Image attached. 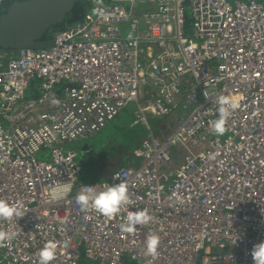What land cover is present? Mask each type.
Segmentation results:
<instances>
[{
  "label": "built area",
  "instance_id": "obj_1",
  "mask_svg": "<svg viewBox=\"0 0 264 264\" xmlns=\"http://www.w3.org/2000/svg\"><path fill=\"white\" fill-rule=\"evenodd\" d=\"M88 1L53 46L0 49V199L25 214L0 220L19 233L0 245V264H39L48 241L58 245L50 264H254L264 242V0ZM220 95L239 103L222 136L211 130ZM130 104L145 139L131 162L85 182L79 150L66 145ZM174 114L175 130L156 137L151 120ZM121 180L131 199L119 214L80 210L84 186ZM64 182L71 192L52 201ZM139 210L151 222L122 232ZM150 233L160 237L156 258L145 255Z\"/></svg>",
  "mask_w": 264,
  "mask_h": 264
},
{
  "label": "clouds",
  "instance_id": "obj_2",
  "mask_svg": "<svg viewBox=\"0 0 264 264\" xmlns=\"http://www.w3.org/2000/svg\"><path fill=\"white\" fill-rule=\"evenodd\" d=\"M102 3V0H97ZM93 14L107 21L109 19L105 11L96 7ZM218 105V119L211 123V130L222 136L226 131V125L232 112L239 107L236 99L220 95L216 99ZM114 179H118L114 177ZM72 185L68 182L57 184L50 189L49 195L52 201L64 199L71 192ZM129 187L126 181H120L117 184H105L103 188L98 189L96 186H84L76 195V203L82 212L94 210L104 217H114L120 213L121 209L130 202ZM25 216L22 207L12 204L4 199H0V220L8 221L10 224L17 223L20 218ZM152 217L147 210L130 211L127 213L125 222L120 225V229L125 233H133L137 226L147 225L151 222ZM19 233L14 230V226L9 229H0V245L11 241ZM160 245V237L158 234L150 233L145 241V255L156 258ZM57 243L48 241L40 249L39 264H50L56 258ZM251 256L254 264H264V242L257 243L251 250Z\"/></svg>",
  "mask_w": 264,
  "mask_h": 264
},
{
  "label": "water",
  "instance_id": "obj_3",
  "mask_svg": "<svg viewBox=\"0 0 264 264\" xmlns=\"http://www.w3.org/2000/svg\"><path fill=\"white\" fill-rule=\"evenodd\" d=\"M76 0H23L10 4L0 17V49H44L54 45L46 34L75 7ZM88 144L83 145V150Z\"/></svg>",
  "mask_w": 264,
  "mask_h": 264
},
{
  "label": "rangeland",
  "instance_id": "obj_4",
  "mask_svg": "<svg viewBox=\"0 0 264 264\" xmlns=\"http://www.w3.org/2000/svg\"><path fill=\"white\" fill-rule=\"evenodd\" d=\"M185 10L186 14L190 15L189 9L186 8ZM135 109V104H130L99 134L89 139H83L79 142H73L71 145L69 143L66 145V148L81 150V146L85 142H89L91 144L93 143L96 146L98 145L97 152H95V154L93 153L94 157H97L98 155L103 158V160L105 159V161L113 163V166L111 165L113 167L111 168L112 170L119 168L123 164L122 156L131 154L133 149L138 145V143H141L140 139L145 133V126L135 124L133 125L131 123L135 116V113L133 116H131L130 120H128V115L132 114ZM115 153L119 155L117 156V159L113 160L112 157L116 155ZM46 154H48V152L43 151L42 153L38 154V158H43L44 156H46ZM126 164H128V162ZM89 177L90 171L87 175L84 176V181L86 182Z\"/></svg>",
  "mask_w": 264,
  "mask_h": 264
},
{
  "label": "trees",
  "instance_id": "obj_5",
  "mask_svg": "<svg viewBox=\"0 0 264 264\" xmlns=\"http://www.w3.org/2000/svg\"><path fill=\"white\" fill-rule=\"evenodd\" d=\"M20 1H23V0H20ZM91 6H92V4L88 0H76L74 10L71 13H69L61 23H59L57 26L53 27L46 34L45 39L54 38L55 35L59 31L64 30L66 28H69L72 25H74L75 23L81 21L82 18L92 8ZM191 23H192L191 20H188L187 24L189 25V27H190ZM35 95L38 96L36 89L30 90L26 94L27 98L37 97ZM177 117H178V115H170V116L163 118V119H157L156 121L151 122V128L150 129L156 135V137H158L160 139H164L167 135H169L171 132H173L175 130V128L177 126ZM145 131L146 130L144 129V132ZM71 144L72 143H70V145ZM140 144L141 143H138V145L136 147H138ZM90 149H91L90 150L91 153H85V155L82 158L85 170H87L88 172L90 171V177L88 178V181L101 180L103 178L99 175V172H100L99 162L102 160V158L98 155H97V157L96 156L94 157L93 155L95 154V152H97V150L96 151H95V149L92 150V147H90ZM131 159H132V153L126 155V163L131 162ZM124 165H126V164H124ZM124 165H122V166H124ZM88 172L86 173V175L88 174ZM131 263H134V262H131ZM131 263H130V261H127L125 264H131ZM134 264H136V263H134Z\"/></svg>",
  "mask_w": 264,
  "mask_h": 264
},
{
  "label": "crops",
  "instance_id": "obj_6",
  "mask_svg": "<svg viewBox=\"0 0 264 264\" xmlns=\"http://www.w3.org/2000/svg\"><path fill=\"white\" fill-rule=\"evenodd\" d=\"M244 1H248V0H244ZM121 113V112H120ZM134 113H135V110H134V112L132 113V114H129L128 115V120H130V118H131V116H133L134 115ZM174 115H178V114H174ZM134 118H135V116H134ZM134 118H133V120H134ZM133 120H132V124L134 125V123H133ZM177 120H178V117H177ZM153 121H156V120H151V122H153ZM112 122V121H111ZM110 122V123H111ZM109 123V124H110ZM136 125H140V124H136ZM107 127V126H106ZM144 128V127H143ZM150 128H151V125H150ZM145 129V128H144ZM101 132V131H100ZM99 132V133H100ZM98 133V134H99ZM146 134H147V130L145 131V133L142 135L143 137H141V142L145 139V137H146ZM97 135V134H96ZM95 135V136H96ZM94 137V136H93ZM80 141H82V140H80ZM76 142H79V141H76ZM88 144V149H84L83 150V145L84 144ZM84 144H82V146H81V150H79V153H80V155H79V160H80V162L83 164V160H82V158H83V156L85 155V153H91V149H90V147H92V150H94L95 149V151L97 150V147H98V145L96 146L95 144H91V143H89V142H85ZM116 154V153H115ZM119 154H116L115 156H113L112 157V159L113 160H115V159H117ZM122 165H124V164H126V155H124V156H122ZM113 166V163H109V161H105V159L103 160V158H102V160L99 162V167H100V172H99V175L103 178V179H101V180H104V179H107L108 177H109V175L114 171V170H112L111 168H113L112 166ZM83 166H84V164H83ZM121 167V166H120ZM117 169V168H116ZM84 170H85V167H84ZM86 173H87V171L85 170V173H84V176L86 175ZM97 181H100V180H97ZM87 182H95V181H88L87 180Z\"/></svg>",
  "mask_w": 264,
  "mask_h": 264
},
{
  "label": "flooded vegetation",
  "instance_id": "obj_7",
  "mask_svg": "<svg viewBox=\"0 0 264 264\" xmlns=\"http://www.w3.org/2000/svg\"><path fill=\"white\" fill-rule=\"evenodd\" d=\"M20 0H0V17L3 14L4 10L12 3ZM74 10V9H73Z\"/></svg>",
  "mask_w": 264,
  "mask_h": 264
},
{
  "label": "bare ground",
  "instance_id": "obj_8",
  "mask_svg": "<svg viewBox=\"0 0 264 264\" xmlns=\"http://www.w3.org/2000/svg\"><path fill=\"white\" fill-rule=\"evenodd\" d=\"M33 94V93H32ZM35 94V93H34ZM35 96H37V95H35Z\"/></svg>",
  "mask_w": 264,
  "mask_h": 264
}]
</instances>
